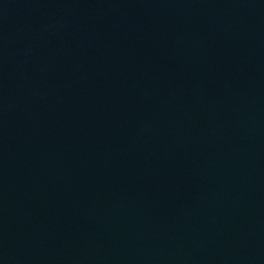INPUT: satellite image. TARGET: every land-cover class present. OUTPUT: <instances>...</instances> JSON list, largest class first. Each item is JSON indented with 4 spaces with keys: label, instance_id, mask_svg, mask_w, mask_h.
<instances>
[{
    "label": "water",
    "instance_id": "water-1",
    "mask_svg": "<svg viewBox=\"0 0 264 264\" xmlns=\"http://www.w3.org/2000/svg\"><path fill=\"white\" fill-rule=\"evenodd\" d=\"M0 264H264V0H0Z\"/></svg>",
    "mask_w": 264,
    "mask_h": 264
}]
</instances>
